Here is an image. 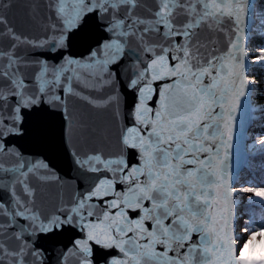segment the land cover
Segmentation results:
<instances>
[{"label":"snow or ice","instance_id":"obj_1","mask_svg":"<svg viewBox=\"0 0 264 264\" xmlns=\"http://www.w3.org/2000/svg\"><path fill=\"white\" fill-rule=\"evenodd\" d=\"M258 95L264 0H0V264H264Z\"/></svg>","mask_w":264,"mask_h":264},{"label":"trees","instance_id":"obj_2","mask_svg":"<svg viewBox=\"0 0 264 264\" xmlns=\"http://www.w3.org/2000/svg\"><path fill=\"white\" fill-rule=\"evenodd\" d=\"M256 42H258V43L261 42V38L259 36L256 37ZM256 100H257V103H264V95H258ZM259 164H260V161H259V159H257L255 161V167L253 169H251L252 171L257 173V176L260 175Z\"/></svg>","mask_w":264,"mask_h":264},{"label":"rangeland","instance_id":"obj_3","mask_svg":"<svg viewBox=\"0 0 264 264\" xmlns=\"http://www.w3.org/2000/svg\"><path fill=\"white\" fill-rule=\"evenodd\" d=\"M257 175V173H255ZM257 245H264V235L261 236L260 240H257L255 237L250 239L249 245L247 246L248 249L251 248V250L253 248H255Z\"/></svg>","mask_w":264,"mask_h":264},{"label":"clouds","instance_id":"obj_4","mask_svg":"<svg viewBox=\"0 0 264 264\" xmlns=\"http://www.w3.org/2000/svg\"><path fill=\"white\" fill-rule=\"evenodd\" d=\"M247 254H251V248L249 249V252ZM261 254V249L260 248H256V256L259 257Z\"/></svg>","mask_w":264,"mask_h":264}]
</instances>
